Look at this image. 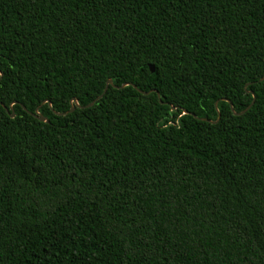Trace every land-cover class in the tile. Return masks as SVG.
Segmentation results:
<instances>
[{"label":"trees","instance_id":"16d2710c","mask_svg":"<svg viewBox=\"0 0 264 264\" xmlns=\"http://www.w3.org/2000/svg\"><path fill=\"white\" fill-rule=\"evenodd\" d=\"M0 264H264V0H0Z\"/></svg>","mask_w":264,"mask_h":264},{"label":"water","instance_id":"95a60500","mask_svg":"<svg viewBox=\"0 0 264 264\" xmlns=\"http://www.w3.org/2000/svg\"><path fill=\"white\" fill-rule=\"evenodd\" d=\"M149 67H150V70H151V71L154 70L153 65L150 64ZM108 84H112V80H111V79H109V80L107 81L106 86H105V88H104L102 94L99 95L98 98H100V97L104 94V92L106 91V89H107V87H108ZM123 85H124V84H123ZM123 85H121L120 87H122ZM143 93H147V92H143ZM98 98H96V100H97ZM96 100H95V101H96ZM95 101L89 103L88 106L92 105ZM229 102H230V101H229ZM252 103H253V102H251V104H249V106H248L245 110H247V109L252 105ZM230 106H231V102H230ZM72 110H73V107H71L70 111H72ZM245 110H242V111L239 112V113H242V112H244ZM37 112H38V109H36V114H37ZM11 116L13 117L14 114H11ZM35 116H37V118H38L39 120H41V121L49 122V120H48L46 117H44L43 115H40V114H39V115H35Z\"/></svg>","mask_w":264,"mask_h":264}]
</instances>
